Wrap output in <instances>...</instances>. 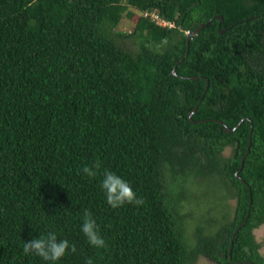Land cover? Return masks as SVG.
<instances>
[{
	"label": "trees",
	"instance_id": "trees-1",
	"mask_svg": "<svg viewBox=\"0 0 264 264\" xmlns=\"http://www.w3.org/2000/svg\"><path fill=\"white\" fill-rule=\"evenodd\" d=\"M105 171L144 203L111 208ZM209 181L232 214L191 242L181 203ZM262 224L264 0H0V264H50L23 253L49 231L77 248L58 264H264Z\"/></svg>",
	"mask_w": 264,
	"mask_h": 264
},
{
	"label": "rangeland",
	"instance_id": "rangeland-1",
	"mask_svg": "<svg viewBox=\"0 0 264 264\" xmlns=\"http://www.w3.org/2000/svg\"><path fill=\"white\" fill-rule=\"evenodd\" d=\"M128 11L132 10L128 8ZM124 14H122L115 31L126 35L131 33L138 14L135 13L136 17L134 15L127 17ZM121 43L126 50L133 51L135 49L132 39H123ZM221 156L229 158L231 156V149L225 148ZM187 187L188 192L186 191L185 193V200L181 203L180 212L184 215L185 235L193 242L195 227H201L203 235L211 236L218 229V224H213L211 219L219 220L225 210L228 213L227 218H230L235 201L233 198L221 199L222 195L220 194L223 193L222 189L216 187V185L214 186V183L210 181L199 185L197 183H188ZM215 198L216 200L212 202V199ZM206 199L209 201H206ZM252 234L254 241L258 245V255L264 257V224L253 230ZM195 264L214 263L206 258L199 257Z\"/></svg>",
	"mask_w": 264,
	"mask_h": 264
},
{
	"label": "clouds",
	"instance_id": "clouds-1",
	"mask_svg": "<svg viewBox=\"0 0 264 264\" xmlns=\"http://www.w3.org/2000/svg\"><path fill=\"white\" fill-rule=\"evenodd\" d=\"M100 168L99 163L92 167L85 166L82 171L90 177L95 178ZM101 189L104 191L107 203L113 209L123 207L125 204L142 205L144 201L138 198L131 185L120 176L111 171L103 173ZM81 231L86 237L88 243L95 248L106 246L105 240L99 234L95 219L88 210H84ZM75 244H70L67 239H59L55 232L49 231L46 235L24 242L23 253L25 255H36L45 262L58 264L66 254L76 253ZM87 264H92L91 259Z\"/></svg>",
	"mask_w": 264,
	"mask_h": 264
},
{
	"label": "water",
	"instance_id": "water-1",
	"mask_svg": "<svg viewBox=\"0 0 264 264\" xmlns=\"http://www.w3.org/2000/svg\"><path fill=\"white\" fill-rule=\"evenodd\" d=\"M201 28H202V26L200 25V26L197 27V29H195L194 31H192V32H190V33L187 34L186 39H185V40H186V47H187V41H188L189 37L192 36V35H194V34H195L198 30H200ZM185 55H186V54H184V56H185ZM184 56H183V57H184ZM171 74L174 76V69L172 70ZM206 86H207V84H205V88H206ZM195 109H196V108H194V109L189 113L188 118H190V116L194 113ZM217 123L221 125L220 122H217ZM223 129H224V131L227 132V133L232 132V131L234 130V128L230 130V129L226 128L225 126H223ZM234 176L237 177L236 173L234 174Z\"/></svg>",
	"mask_w": 264,
	"mask_h": 264
},
{
	"label": "flooded vegetation",
	"instance_id": "flooded-vegetation-1",
	"mask_svg": "<svg viewBox=\"0 0 264 264\" xmlns=\"http://www.w3.org/2000/svg\"><path fill=\"white\" fill-rule=\"evenodd\" d=\"M220 19V18H219ZM188 33H190V32H188ZM188 33H186V34H188Z\"/></svg>",
	"mask_w": 264,
	"mask_h": 264
},
{
	"label": "built area",
	"instance_id": "built-area-1",
	"mask_svg": "<svg viewBox=\"0 0 264 264\" xmlns=\"http://www.w3.org/2000/svg\"><path fill=\"white\" fill-rule=\"evenodd\" d=\"M154 19L156 18V17H153Z\"/></svg>",
	"mask_w": 264,
	"mask_h": 264
}]
</instances>
